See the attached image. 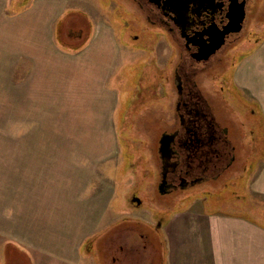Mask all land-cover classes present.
Instances as JSON below:
<instances>
[{
  "label": "rangeland",
  "instance_id": "obj_1",
  "mask_svg": "<svg viewBox=\"0 0 264 264\" xmlns=\"http://www.w3.org/2000/svg\"><path fill=\"white\" fill-rule=\"evenodd\" d=\"M126 8L123 0H0V176L29 156L38 177L56 180L57 188L70 168L85 198L114 188L109 210L120 211L118 230L104 231L106 255L99 253V264L102 258L114 264L113 257L124 253L120 246L129 255L136 249L144 261L141 248L151 243L149 260L154 255L156 264L157 245L164 244L158 225L175 211L198 205L264 214L256 170L248 168L261 159L263 118L252 113L255 105L233 80L264 35V0L248 1L240 41L212 79L244 121L238 134L231 133L236 162L215 178L171 192L160 184V138L164 120L172 124L176 110L177 87L164 79L175 52L162 35L144 39ZM102 25L114 35L92 41ZM98 44L100 56L89 54ZM101 59L106 81L92 82L94 61Z\"/></svg>",
  "mask_w": 264,
  "mask_h": 264
},
{
  "label": "crops",
  "instance_id": "obj_2",
  "mask_svg": "<svg viewBox=\"0 0 264 264\" xmlns=\"http://www.w3.org/2000/svg\"><path fill=\"white\" fill-rule=\"evenodd\" d=\"M111 34L114 35L102 25L92 41L100 42L103 38L104 42ZM97 46L88 49L89 54L100 56ZM94 63L98 73L92 82L105 83L107 76L100 74L105 71L99 70L103 60ZM233 80L255 105L252 113L262 116L264 123V35L241 59ZM261 136L264 138V134ZM260 154H264V149ZM262 155L253 165L248 163V168L256 170L254 184L257 192L264 195ZM27 158L14 168L15 172L8 168L7 177L0 176V264H99V253L105 254L101 240L104 231L111 226L113 232L118 230L114 225L120 211L109 210L114 188L111 193L85 198L78 191L79 183L69 178L73 168L58 181L57 188L53 178V181L45 180L50 177L39 178L35 161H30L35 158ZM251 212H257L258 217L243 210H213L198 205L175 211L158 225L164 244L161 241L163 246L157 245L156 264H264V214L260 209ZM151 244L141 248L148 255L145 262L137 256L136 249L135 255H129L123 246L119 249L120 253L124 250L122 256L113 257L112 261L153 264L154 255L149 260ZM102 263L110 264L106 258H102Z\"/></svg>",
  "mask_w": 264,
  "mask_h": 264
},
{
  "label": "flooded vegetation",
  "instance_id": "obj_3",
  "mask_svg": "<svg viewBox=\"0 0 264 264\" xmlns=\"http://www.w3.org/2000/svg\"><path fill=\"white\" fill-rule=\"evenodd\" d=\"M248 1L123 0L144 39L162 35L175 52L164 67V79L177 87L173 123L164 120L160 138L165 192L215 178L236 162L231 133L244 121L212 79L240 41Z\"/></svg>",
  "mask_w": 264,
  "mask_h": 264
},
{
  "label": "water",
  "instance_id": "obj_4",
  "mask_svg": "<svg viewBox=\"0 0 264 264\" xmlns=\"http://www.w3.org/2000/svg\"><path fill=\"white\" fill-rule=\"evenodd\" d=\"M243 4V3H242ZM222 40V39H221ZM222 41H220L219 43H221ZM219 43H218V45H219ZM217 46V45H216ZM219 47V46H218Z\"/></svg>",
  "mask_w": 264,
  "mask_h": 264
}]
</instances>
